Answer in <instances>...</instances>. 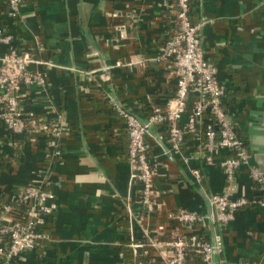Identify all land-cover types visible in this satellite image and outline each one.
<instances>
[{
  "label": "crops",
  "instance_id": "crops-1",
  "mask_svg": "<svg viewBox=\"0 0 264 264\" xmlns=\"http://www.w3.org/2000/svg\"><path fill=\"white\" fill-rule=\"evenodd\" d=\"M174 4L22 0L20 16L11 19L6 0H0V27L40 61L29 69L45 78L42 89H28L25 109L43 117H53V110L61 115L55 147L40 123L26 135H11L0 122V201H14L27 184L47 181L45 187L58 203L42 228L46 237L30 251L0 257V264H127L120 244L132 232L141 243L127 245L132 260L145 256L147 264H165L168 243L183 229L169 215L180 207L204 217L193 231L207 239L218 234L222 256L230 263L264 264V208L244 205L224 225L209 219L213 210L208 196L222 192L226 184L219 161L227 152H216L213 162L206 163L197 147L200 132L185 137L174 151L167 123L149 126L147 155L155 165L153 179L163 204L149 215L140 206V184L131 180L125 120L115 106L144 120L174 96L173 67L153 60L174 25ZM192 5L194 20L209 19L200 38L205 57L230 92L222 105L245 136L251 164L264 172V0H192ZM192 169L200 171V181ZM235 186V196L258 198L243 166ZM185 264L201 263L192 253Z\"/></svg>",
  "mask_w": 264,
  "mask_h": 264
},
{
  "label": "built area",
  "instance_id": "built-area-1",
  "mask_svg": "<svg viewBox=\"0 0 264 264\" xmlns=\"http://www.w3.org/2000/svg\"><path fill=\"white\" fill-rule=\"evenodd\" d=\"M21 2L6 0L11 19L20 16ZM175 2L174 25L153 58L155 62H168L173 67L176 80L174 96L163 107L153 108L144 120L118 104L115 106L125 120L131 180L140 184L139 203L145 214L158 211L163 203L157 197L153 179L155 165L147 155L145 134L149 126L167 123L170 148L178 151L184 143V134L190 132L198 136L204 114H211L218 126V133L212 122H207L204 161L212 163L214 154L220 150L233 152V156L219 161L226 181L223 191L208 196L213 210L209 219L215 224L224 225L244 205L255 204L264 208V172L251 164L247 146L237 136L235 122L223 108L226 86L218 77L216 65L205 57L200 38L202 26L209 19L201 16L194 20L190 14L189 0ZM0 46L4 47L0 51V122L12 135H26L40 123L41 128L52 136L50 145L55 147L61 136L60 113L53 110L50 112L53 117L50 118L25 109L28 89H42L45 85L44 76L29 69L31 63L40 61L35 60L28 50L18 47L13 35L3 27H0ZM197 147L201 148L199 143ZM242 166L248 170L251 180L258 183L261 193L258 198L234 195L236 173ZM192 173L200 181V171L192 169ZM47 184V181L27 184L18 192L15 199L17 204L3 205L0 215V257L10 259L30 251L46 237L42 228L46 219L58 208L55 194L45 187ZM169 216L176 219L184 231L176 230L174 239L168 243L170 253L164 259L165 264H185L187 249L193 248L199 249L204 264H255L246 260L230 263L222 256V241L218 234L207 239L193 231L194 223L204 222L201 214L180 207ZM129 242L132 247L141 246V243L134 241L133 232L129 235Z\"/></svg>",
  "mask_w": 264,
  "mask_h": 264
},
{
  "label": "trees",
  "instance_id": "trees-1",
  "mask_svg": "<svg viewBox=\"0 0 264 264\" xmlns=\"http://www.w3.org/2000/svg\"><path fill=\"white\" fill-rule=\"evenodd\" d=\"M189 7H190V14L192 15V7H193V5H192V0H189ZM173 8V10H174V14H175V12H176V10H177V4H176V2H175V4H174V6L172 7ZM173 14V15H174ZM175 22V21H174ZM225 95H230V92H228L227 91V88H226V90H225V94H224V97H225ZM162 106V105H161ZM159 106H155L154 108H158ZM224 108V107H223ZM224 110H225V108H224ZM225 112H227L226 110H225ZM209 121H211L212 122V124H213V128L216 130V132L218 133V126H217V124H216V121H215V119H214V117L211 115V114H208V113H205L204 114V116H203V121H202V123L200 124V126H199V132H200V141H199V144H200V146H201V151H203L204 152V154H205V149H204V144H205V142H206V136H205V130H206V124H207V122H209ZM236 134H237V136L240 138V139H242L243 141L245 140V136H244V134L242 133V131H240V130H238L237 129V127H236ZM12 135V134H11ZM193 136V134L192 133H190V132H186L185 134H184V139H185V137H189V138H191ZM14 141V144H15V146L16 145H18V143L19 142H17L16 141V139H14L13 140ZM244 143H245V141H244ZM245 145H246V143H245ZM247 146V145H246ZM227 152V151H226ZM225 157H227V156H233V152H227L225 155H224ZM252 181V183H253V185H254V189L257 191V197L261 194V193H259V185H258V183L257 182H255V181H253V180H251ZM4 203V204H3ZM5 204H17V202H16V200H14V201H8V202H4V201H0V211L2 210V207H3V205H5ZM2 212V211H1ZM137 241H142V239H140V240H137ZM130 242H129V240L128 241H126V242H121V248H120V250L122 251V256H123V259H124V261H125V263H127V264H147L146 263V260H145V256H141V257H138L139 259H142V260H139V259H134V260H132V257H131V250L127 247V245L129 244ZM193 253V258L195 259V260H197V262H200L201 264H204V262L202 261V255H201V252L199 251V249H196V248H193V249H187V254L188 255H190V254H192Z\"/></svg>",
  "mask_w": 264,
  "mask_h": 264
}]
</instances>
